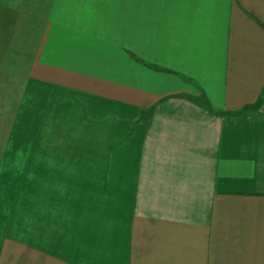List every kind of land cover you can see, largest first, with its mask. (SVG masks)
I'll return each instance as SVG.
<instances>
[{
  "label": "crops",
  "instance_id": "crops-1",
  "mask_svg": "<svg viewBox=\"0 0 264 264\" xmlns=\"http://www.w3.org/2000/svg\"><path fill=\"white\" fill-rule=\"evenodd\" d=\"M8 57L0 264H264V0H0Z\"/></svg>",
  "mask_w": 264,
  "mask_h": 264
},
{
  "label": "rangeland",
  "instance_id": "rangeland-1",
  "mask_svg": "<svg viewBox=\"0 0 264 264\" xmlns=\"http://www.w3.org/2000/svg\"><path fill=\"white\" fill-rule=\"evenodd\" d=\"M19 65L12 64V62ZM6 62V63H5ZM23 61L18 58H5L0 65V152L4 151L9 138L12 114L21 99L22 87H14L22 84ZM0 153V157H1Z\"/></svg>",
  "mask_w": 264,
  "mask_h": 264
}]
</instances>
